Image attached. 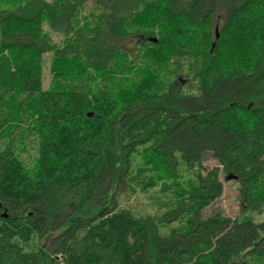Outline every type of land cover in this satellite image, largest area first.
Here are the masks:
<instances>
[{
  "label": "trees",
  "instance_id": "obj_1",
  "mask_svg": "<svg viewBox=\"0 0 264 264\" xmlns=\"http://www.w3.org/2000/svg\"><path fill=\"white\" fill-rule=\"evenodd\" d=\"M260 216L264 0H0V264H264Z\"/></svg>",
  "mask_w": 264,
  "mask_h": 264
},
{
  "label": "rangeland",
  "instance_id": "obj_2",
  "mask_svg": "<svg viewBox=\"0 0 264 264\" xmlns=\"http://www.w3.org/2000/svg\"><path fill=\"white\" fill-rule=\"evenodd\" d=\"M56 42H59L60 37L54 36ZM48 56L46 59L48 60ZM50 76H49V67L48 64L45 68L44 72V88L47 89L49 86ZM29 154H24L22 158L26 163H31L32 158L36 153V147L29 148ZM32 157V158H31ZM218 162L212 158V156L207 157V159L203 162V166L205 168L212 170L213 168L218 166ZM31 167V166H30ZM196 169H190L185 163L181 162L179 165L178 173L180 178L184 180H188L193 178L195 175ZM228 177L224 172H221L220 179L224 185V193L215 203H213L209 208L206 209L204 213V217H208L214 213H222L232 219H235L240 215V199H239V184L235 183V180H227ZM178 178V179H180ZM143 203H140L141 201ZM130 205L133 208H137L138 211L150 210L149 204L147 200L142 198L132 199ZM264 218L262 216L258 217L257 221H262Z\"/></svg>",
  "mask_w": 264,
  "mask_h": 264
},
{
  "label": "water",
  "instance_id": "obj_3",
  "mask_svg": "<svg viewBox=\"0 0 264 264\" xmlns=\"http://www.w3.org/2000/svg\"><path fill=\"white\" fill-rule=\"evenodd\" d=\"M216 38L217 39L219 38V30L218 29H216ZM235 179L236 178L234 176H231V175L227 177V180H235Z\"/></svg>",
  "mask_w": 264,
  "mask_h": 264
}]
</instances>
